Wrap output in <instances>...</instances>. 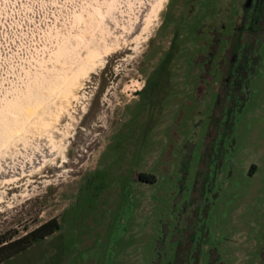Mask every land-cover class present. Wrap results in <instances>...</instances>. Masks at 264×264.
I'll list each match as a JSON object with an SVG mask.
<instances>
[{
  "label": "rangeland",
  "instance_id": "1",
  "mask_svg": "<svg viewBox=\"0 0 264 264\" xmlns=\"http://www.w3.org/2000/svg\"><path fill=\"white\" fill-rule=\"evenodd\" d=\"M171 2L0 0V168L17 169L10 183L0 181V245L60 222L0 264H167L181 258L176 236L188 232L193 211L202 212L203 230L189 254L199 262L190 264H264V35L232 107H221L215 89L206 102H187L193 38L182 42L167 100L146 104L135 89L161 57L159 28ZM220 115L227 151L221 170L206 175L212 189L201 200L194 185ZM125 120L144 144L129 159L142 161L124 168L110 153L97 165ZM47 148L56 164L29 170Z\"/></svg>",
  "mask_w": 264,
  "mask_h": 264
},
{
  "label": "flooded vegetation",
  "instance_id": "2",
  "mask_svg": "<svg viewBox=\"0 0 264 264\" xmlns=\"http://www.w3.org/2000/svg\"><path fill=\"white\" fill-rule=\"evenodd\" d=\"M231 11L233 14L228 18ZM263 35L264 0H172L163 13L159 28V37L162 40L159 42L161 57L158 64L148 72L142 87L135 89L139 92L137 93L139 100L146 104L156 102L160 106L163 105L174 88V63L182 49V42L193 38L199 49L193 53L188 64L192 97L187 102L192 100L195 102L197 99L206 102V93L215 89L225 99L224 103L219 102L221 107L225 103L226 106L232 107L236 98H241L249 85L258 63L259 40ZM163 38H168L165 47L162 46ZM213 75L218 77L214 86L211 82ZM104 87L105 84L97 90L98 96ZM201 92L203 95H200ZM219 111L221 112L222 109ZM142 116V114L138 115V121H142ZM131 120L120 123L122 128L114 133L115 136L103 150L104 156H99L97 165L106 162L108 159L106 156L110 153L116 154L113 159L116 166L128 168L142 161L141 155L138 156V162L132 163L129 159L133 148L141 151L144 146L142 138L137 142L136 133L126 132ZM227 123L228 121L224 122V117L220 115V120L212 123L215 125L212 131L214 129L216 132L210 131L206 138V151L198 171L201 179L197 180L194 185V191H199L201 200L204 199L205 193L212 189L209 181L206 182L209 170L212 169L214 175L221 170L222 157L227 151L221 137L228 132ZM211 133L214 136L212 140ZM46 150L52 152L50 148ZM213 160L212 165L214 166L210 164ZM61 166L64 164L61 163L59 167ZM16 170L7 167L0 168V176L6 175L10 183L13 177H17ZM201 215L202 212L196 213L195 211L189 215L188 232L179 233L176 236L175 249H177V254L180 253L181 258L178 259L176 256L167 264L199 262L191 259L189 254L193 253V235L198 230H203L202 227H197Z\"/></svg>",
  "mask_w": 264,
  "mask_h": 264
},
{
  "label": "trees",
  "instance_id": "3",
  "mask_svg": "<svg viewBox=\"0 0 264 264\" xmlns=\"http://www.w3.org/2000/svg\"><path fill=\"white\" fill-rule=\"evenodd\" d=\"M139 177L143 180L154 181L155 178L147 173H140ZM60 228V222L56 218H52L30 232L26 233L22 237L17 239H4L0 245V263L5 262L12 258V256L21 253L25 249L29 248L35 242H38L48 235L55 232Z\"/></svg>",
  "mask_w": 264,
  "mask_h": 264
},
{
  "label": "bare ground",
  "instance_id": "4",
  "mask_svg": "<svg viewBox=\"0 0 264 264\" xmlns=\"http://www.w3.org/2000/svg\"><path fill=\"white\" fill-rule=\"evenodd\" d=\"M3 143H5L4 138H3ZM55 154L56 153H55L54 150L52 152H50V151H47L45 149L44 155H42V154L41 155H36V159L34 158L32 163H30L28 165V166H30L28 169L32 171V170H35V167H37V166H38V168H41V166H44L47 161L49 163H51V164H53V163L56 164L54 158H52V156L54 157ZM60 164L61 163H57V166H59ZM0 181H6V182L9 183L10 180L6 178V175H1L0 176ZM3 185H4V183H3Z\"/></svg>",
  "mask_w": 264,
  "mask_h": 264
}]
</instances>
